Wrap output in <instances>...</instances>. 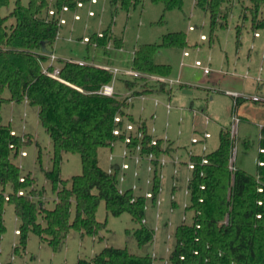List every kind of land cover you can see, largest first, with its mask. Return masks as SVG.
Here are the masks:
<instances>
[{
  "label": "trees",
  "instance_id": "trees-1",
  "mask_svg": "<svg viewBox=\"0 0 264 264\" xmlns=\"http://www.w3.org/2000/svg\"><path fill=\"white\" fill-rule=\"evenodd\" d=\"M84 1L29 0L24 6L22 0H15L14 8L4 16L2 11L9 7L11 0H0V237L7 229L4 219L6 207L12 206L20 229L19 247L15 254H19L20 248H27L31 235L38 236L48 243L53 252L59 253L73 231L93 238L106 229V224L96 218L97 210L104 202L108 215L118 217L129 213L140 224L133 236L142 253L132 254L127 249L107 246L91 259H78L77 264H153L150 253H144L154 238V232L142 224L146 217V200L141 195H135L130 188L120 194V165L110 164L107 169L102 168L100 151L108 149L110 157L115 145L122 146L124 134L115 136L114 131H124L126 122L134 124L142 133L141 139L134 135L128 148L135 152L141 146L143 156L153 153L157 160L163 154L173 157L179 150L175 146L176 141L170 140L164 150L163 140L151 134L147 120L138 122L128 114V97L123 98L118 91L114 97L97 93L112 82L110 72L94 65H79L59 59L62 81L43 73L48 55L54 53V44L64 26L60 25V19L84 8L88 3ZM144 1L109 0V3L116 11L129 13ZM150 1L162 4L165 11L182 9L184 5V0ZM235 1L195 0V8L209 16L211 36L218 29L227 27ZM249 1L251 4L246 9L250 12L253 26L255 30L264 31V18L260 16L264 0ZM79 3L83 7H78ZM50 12H54L53 15ZM95 16L94 13L92 17ZM247 17L244 16V20ZM10 20L14 22L8 24ZM102 35L94 34L89 43L96 42L99 47L106 48L109 40L107 31ZM236 36L240 43L239 27ZM43 43L47 53L43 52ZM186 47V33H169L160 43L137 48L132 69L147 75L172 77L171 66L157 63L155 57L162 49L182 50ZM144 81L124 79V91H132L130 97L134 98L149 94L169 95L167 85ZM183 89L186 87L180 90ZM26 102L29 107L38 109L39 123L52 144L51 169L45 172L51 191L57 196L51 208L42 202L46 191L36 187L37 179L30 174L22 177L15 162L20 150L30 146L29 141L26 142L20 134L12 136V126L3 123L2 109L5 104L21 105ZM117 117L121 118L120 123L115 122ZM154 138L158 141L157 146L151 145ZM245 145L248 146L247 143ZM37 148L38 161L41 162L42 152L39 146ZM233 148L230 131L223 130L218 149L205 156L208 164H201L202 156L194 159L196 168L191 174L189 207L186 210L192 222L176 227L175 243L167 264H264V127L261 129L255 175L237 166L234 172L229 169ZM68 153L80 155L83 165L82 174L74 176L70 182L61 176L63 156ZM154 166L153 191L156 195L159 184L157 161ZM110 168L112 173H109ZM21 178L24 182H20ZM19 192L24 195L18 196ZM150 204L154 205L155 199ZM174 206L179 208L177 203Z\"/></svg>",
  "mask_w": 264,
  "mask_h": 264
},
{
  "label": "rangeland",
  "instance_id": "rangeland-1",
  "mask_svg": "<svg viewBox=\"0 0 264 264\" xmlns=\"http://www.w3.org/2000/svg\"><path fill=\"white\" fill-rule=\"evenodd\" d=\"M86 1L88 3L85 4L84 9L81 8L77 11L82 17L80 22L73 23L71 14L62 16V18L68 19V25L61 28L59 38L54 44L53 49L57 57L73 59L90 65H98L100 64L99 61L103 62L104 60L106 66L131 69L135 50L140 46L160 43L163 37L169 33H186L188 47L182 50L179 48L162 49L155 57L157 63L171 66L173 75L167 79H180L181 84H175L173 88H167L169 95H142L148 97V99L144 100L138 97L129 104L127 109L128 114L135 121L147 120L151 130L157 128L158 137H163L165 131H167L171 140L176 141L175 146L179 148L176 154L185 155V150L183 151L182 147L187 149L190 146V125L191 120H193L190 110L197 109L211 117L212 123L208 127V131L212 134V138L208 141V147L209 151L213 152L219 147L220 133L223 130H228L231 133L232 130V116L235 112L234 100L225 92L234 91L247 97L258 95L264 99V84L255 80L260 76L261 66L264 67V64L261 65L262 60L259 56L264 52V46H262L264 31L255 30L253 26L250 12L246 9L251 4L249 0H236L234 2V10L229 16L227 27L218 29L214 36H211L210 32L209 16L195 8L192 0H184L182 9L172 11H165L162 4L145 0L142 4L131 9L129 13L122 10L116 11L110 6L109 0H97L98 5H93L92 0L91 3L90 0ZM28 2L29 0H22L24 6H27ZM14 4L15 0H11L9 7L3 9L2 14L4 16L8 15L14 8ZM89 11H93L96 16L91 17ZM244 16H248V19L244 20ZM260 16L264 18V4ZM13 22V20H10L8 24ZM189 26L195 27L196 31H189ZM238 27L241 30L240 41L242 43L239 49L236 36ZM106 31L109 38L106 48L99 47L96 42L83 43V38H90L94 34H104ZM255 32L260 33L262 38L254 40L253 35ZM201 35H206L209 40L202 42L200 40ZM121 43L123 45L119 48L118 46ZM252 44L257 47L256 51H251ZM185 52H189L191 57L184 59L182 53ZM249 57L253 58L251 71L246 68ZM236 58L240 59L241 67L234 71L236 69L234 67ZM64 59L60 60L64 61ZM197 60L203 62L204 65L212 61L211 69L213 72L210 76H205L202 70L194 66ZM182 62L185 64L184 67H182ZM56 66H59V63ZM222 68L226 71L229 68L230 72H236V76L224 75L221 73ZM247 72L250 76L245 79L244 76ZM179 75H182V78H179ZM262 77L264 78V72ZM209 79H218V82L213 85V83H209ZM123 83L124 79L118 78L115 87L117 91L124 93ZM182 87H186V90L190 89L193 94L184 95L183 90H180ZM131 93L132 91L128 92L127 95H131ZM6 96H8V93H6ZM125 96L122 95L123 98ZM155 100L162 104L156 107ZM168 102L174 107L171 115L166 114L164 107V104ZM13 110V107L9 104L3 106V123L11 125L13 131L23 136L25 141L30 143V146H25L20 150L15 162L21 170L22 177L30 174L37 179L36 187L39 189L44 188L46 191V194L42 197V202L44 206L51 208L54 206L53 203L56 201L57 196L56 193L51 191L50 183L45 178V172L51 169L52 144L50 137L40 125L34 108L18 105L15 111ZM237 112L241 122L238 126L236 138L233 140L237 149L235 166L255 175L260 152V125L264 123V102L254 103L250 98H247L238 105ZM25 114H27V117ZM153 114H156L154 120ZM240 115L247 117V119L242 121ZM180 117L187 120L190 127L188 131L184 127L185 121L182 124L179 123ZM167 122L170 123V127L166 130ZM23 127H26L24 131ZM179 130L183 131L181 136L178 135ZM246 143L248 146L245 145ZM37 146L40 147L42 152L41 162L38 161ZM116 151H118V148ZM22 152H27L28 157H22ZM108 157L109 150L102 149L100 151V165L104 169L110 166ZM144 166L142 165L143 169ZM82 172L83 165L80 155L64 154L61 173L63 180L70 182L74 176L81 175ZM170 173L172 175L171 166L165 171L167 178L163 196L167 201L161 209L166 218L170 216L168 212V198H170L172 184ZM187 174L186 169H182L179 178L178 197L186 189L185 177ZM147 178L148 174L143 170L140 180H137L134 176V169H132L126 172L127 180L120 186L121 188L139 186L142 191H136V193H145L149 189L146 185ZM7 190L9 192L8 188ZM180 201L181 207L172 216L173 225L170 227L165 226L166 223L164 224L163 218L162 220L156 219V208L151 207L146 214L147 224L144 225L151 230L156 227L159 228L150 247H147V252L151 256L153 253L157 255L154 264H164L167 261L169 256L167 250L174 247L175 229L182 223V217L186 215L187 224L192 222L191 215L186 212L184 214L182 209L184 201ZM185 201H188V198H185ZM96 218L99 222L106 224V229L96 237L82 236L73 231L65 248L61 252L55 253L48 243L43 242L36 235H31L27 248L25 250L20 248L19 254L16 255L14 246L19 247L20 235H16L15 231L20 230L19 222L13 207L7 206L4 215L7 229L2 240H0V263L4 264L10 261L11 264H77L79 258L91 259L107 246L127 249L132 254L142 253L141 247L133 236V232L140 227V224L135 222L129 213H124L118 217L108 215L105 203L101 202Z\"/></svg>",
  "mask_w": 264,
  "mask_h": 264
},
{
  "label": "built area",
  "instance_id": "built-area-1",
  "mask_svg": "<svg viewBox=\"0 0 264 264\" xmlns=\"http://www.w3.org/2000/svg\"><path fill=\"white\" fill-rule=\"evenodd\" d=\"M93 4L97 3V0H92ZM78 7H83L82 3L78 4ZM64 11H68V8H64ZM54 12H50L51 15H53ZM92 16H94L93 12L89 13ZM75 20H80V16H75ZM66 24V20L64 18L60 19V25H65ZM195 27L190 26L189 27V31H195ZM99 37H102V34L98 35ZM253 37L255 39H259L262 37V35L258 32H255ZM59 38V37H58ZM200 40L202 42L207 41L208 37L206 35H201L200 36ZM89 38H83V43L87 44L89 43ZM252 49L255 48V46L253 45L251 47ZM184 57H189L190 53L189 52H185ZM263 60H264V55H263ZM59 58L57 57V55L55 53L49 54L48 55V64L45 66L43 73L51 78L60 80V67L56 66V64H58ZM72 63H76L79 65H88L84 62H78V61H74V60H69ZM100 69H103L105 71L110 72L113 75V80L110 84L103 86L97 93L102 95V96H106V97H114L116 95H118V92L115 88L116 82L118 80V78H123V79H144L146 83H153V84H165L168 86V88H173L174 85H178L181 84V80L180 79H167V78H162V77H157V76H152V75H147V74H143L141 72L135 71L132 68L131 69H120L117 67H109V66H97L94 65ZM182 66H184V64L182 63ZM194 66L198 69H201L203 74L205 76H210L212 74V69L209 65H204L203 62H201L200 60L195 61ZM52 68V70L50 69ZM264 72V67L261 66L260 68V76L255 79L256 82L258 83H263L264 82V78L262 77V74ZM221 73H223L224 75H232V76H236V72H230V71H226L224 68H222ZM250 74L249 72H247L244 76L245 79L249 78ZM228 96L232 97L234 100V109L235 112L232 116V130H231V139L234 140V138H236L237 135V130H238V126L241 122L239 116H238V105H239V101L240 100H245L247 98H250V100L254 101V102H264V99L258 96H253V97H247L243 94H240L238 92H234V91H226L225 92ZM128 97V104L132 103L136 98L134 97H130V95H126L125 98ZM139 98H142L144 100L148 99V97L146 96H139ZM27 104V102H26ZM162 103L159 102L158 100H155V106L159 107ZM165 110H166V114L167 115H171L174 107L173 105L168 102L166 104H164ZM191 116H192V124H191V138H190V146L185 149V155H181V154H175L173 157H169L166 154H163L161 158H159L158 160L156 159L155 155L153 153H150L146 156L141 155V146H138L134 151H132L131 149L128 148V145L132 144L133 141V137L134 135H136L139 139L142 138V133L137 131V128L134 124L130 123V122H126L125 126H124V131H121L120 129H116L114 131V135L115 136H120L122 134H124L125 138H124V142L122 144V146L116 147L115 145V151L112 152L110 154L109 157V161L111 165L114 164H119L120 168H121V174H120V178H119V192L120 194H124V192L127 189H132L135 193V195H141L145 198L146 200V205H145V213L147 214V212L150 210L151 207L156 208L157 213H156V219L157 220H162L163 218V214L161 212L162 207L164 206L165 203V198H164V193H165V180H166V174L165 171L167 168H169V166L172 167V184H171V194H170V208L168 210V212L170 213V216L168 218V220L166 221V226H172V216L176 213L177 208L174 206L176 203L179 205V201H178V191H179V178L181 175V171L182 169H186V171L188 172V174L185 177V182H186V189L183 191L184 197L188 198V201L184 200L182 209L184 211V214L187 210V208L189 207V196H190V190H189V184L190 181L192 179V171L195 170L196 168V162L194 161V159L198 156H202V165H206L208 164L207 159L205 158L206 155H208L210 153L209 151V147H208V141L212 138V134L210 133V131H208V127L211 125L212 123V119L209 115H206L204 112L197 110V109H192L190 110ZM26 116V114H25ZM153 120L156 119V114H153ZM185 120L183 117H180L179 119V123H183ZM115 122L116 123H120L121 122V118L117 117L115 118ZM200 123V124H199ZM201 127H200V126ZM170 127V123L167 122L166 123V130ZM263 128V127H262ZM261 128V129H262ZM26 129V127H23V131ZM17 133L15 131L11 132L12 136H15ZM151 134L152 135H157V130L156 128H153L151 130ZM183 134V131L179 130L178 131V135L181 136ZM24 138V137H23ZM161 140H163L164 143V150H166L168 142L171 140L170 136L167 134V131H165V134L163 137H159ZM157 139L154 138L151 142L152 146H157ZM235 144V142H234ZM114 147V145H113ZM118 148V151H116V149ZM183 150V151H184ZM262 152V151H261ZM236 154H237V149L234 146L233 151H232V155H231V159H230V166L229 169L234 172L236 170V166H235V159H236ZM22 157H28V153L27 152H22L21 153ZM157 161L158 162V171H157V178L159 181L158 184V188H157V193L155 195V192L153 191V186H154V177H155V173H156V169L154 166V162ZM142 165L144 166V169L142 167ZM132 169H134V176L137 180H140L141 178V172L144 170L147 172L148 174V178L146 180V185L149 187V189L145 192V193H136V191H142L141 187L139 186H133V187H127V188H121L120 184L125 183L126 182V172L131 171ZM109 173H112V168L109 169ZM20 182H24V178L20 179ZM202 189H204V187H202ZM24 193L23 192H19L18 196H23ZM5 200L8 201L9 198L7 196V194L4 195ZM155 199V204L151 205L150 202H152V200ZM135 201V199H133V202ZM181 207V205H180ZM187 221V217L186 215H184L182 217V223H186ZM142 224H147V218L145 217L142 221ZM154 232V237H155V233L159 231V228L156 227L154 230H152ZM16 235H20V231L16 230L15 231ZM169 238H171L169 236ZM14 248L16 249L17 246L15 245ZM171 249L167 250V253H170ZM152 260H153V264L155 259H157V255L155 253L152 254ZM14 260V257H13ZM1 264V263H0ZM164 264H167V261L164 262Z\"/></svg>",
  "mask_w": 264,
  "mask_h": 264
},
{
  "label": "crops",
  "instance_id": "crops-1",
  "mask_svg": "<svg viewBox=\"0 0 264 264\" xmlns=\"http://www.w3.org/2000/svg\"><path fill=\"white\" fill-rule=\"evenodd\" d=\"M192 3L195 5V2H194V0H192ZM92 5V4H91ZM95 5H98V1H97V4H95ZM84 9V8H83ZM89 12H93V11H89ZM75 16H80V18H81V20H82V17H81V15H79L78 14V12H76V13H74V14H71V17H72V21H73V23H77V22H80V21H78V20H75ZM65 20H66V24L64 25V26H67L68 25V19L67 18H65ZM64 26H62V27H64ZM190 27V26H189ZM196 31V30H195ZM194 32V31H193ZM61 38V37H60ZM254 38V37H253ZM262 38V37H261ZM260 39V38H259ZM209 40V39H208ZM254 40H258V39H255L254 38ZM204 42H207V41H204ZM211 43V42H210ZM212 44V43H211ZM255 46V44H252L251 45V47L252 46ZM240 46H242V43H241V41H240V43H238L237 42V47H238V49H239V47ZM262 46H264V40H263V42H262ZM256 49H257V47L255 46V48L254 49H252L251 50V48H250V50L251 51H256ZM124 50V49H123ZM237 52H238V50H237ZM182 54H184V53H182ZM263 54H264V52L262 53V55H260L259 54V56L261 57V65H263L264 64V60H263ZM182 57L184 58V59H188V58H190L191 57V54H190V56L189 57H184V55H182ZM59 59H64V58H60V57H58ZM96 59V58H95ZM94 59V60H95ZM64 60H73V59H64ZM98 60V59H97ZM103 60V59H102ZM103 62H104V60H103ZM102 61H99L98 63H100V64H98L97 66H106V64H105V62L103 63ZM248 63H247V66H246V68H249V71H251V69H252V67H251V65H253V58L251 59L250 57L248 58V61H247ZM133 63V62H132ZM183 63V62H182ZM181 63V64H182ZM211 63H212V61H210L209 63H207L206 65H209L210 67H211ZM227 63H228V65H229V60H228V57H227ZM159 64H163V63H159ZM184 64V63H183ZM184 66H185V64H184ZM184 66H182V67H184ZM116 67V66H115ZM234 67L236 68V69H234V71H237V68H239V67H241V65H240V59L239 58H236V62L234 63ZM118 68V67H117ZM130 68H132V64H131V67ZM201 70V69H200ZM228 71H230V69L228 68L227 69ZM179 78H182V75H179L178 76ZM218 82V79H209V83H213V85H216V83ZM226 82V81H225ZM200 87V86H199ZM213 87V86H212ZM211 87V88H212ZM116 88V87H115ZM210 88V87H209ZM213 89H215V88H213ZM117 90V89H116ZM186 89H183V92L185 91ZM187 91H191L190 89H188ZM119 93H121V94H124V95H127L128 93L127 92H122V91H118ZM192 92V94H193V91H191ZM184 95H189V94H185V93H183ZM191 94V95H192ZM254 96H258V95H254ZM250 97H253V95L252 96H250ZM258 97H260V96H258ZM241 101H244V100H240V103H241ZM252 101V100H251ZM252 102H254V101H252ZM254 103H259V102H254ZM21 105H23L24 107H29L26 103H24V104H21ZM9 106H11V107H13V111H15V108L18 106L17 104H15V103H10L9 104ZM35 110H36V114H37V116H38V109H36V108H34ZM14 114V113H13ZM239 114V113H238ZM26 117H27V114H26ZM240 117H241V119H242V121H244V120H246L247 119V117H244L243 115H240ZM185 122L187 123H185V125H184V127H185V130H189L190 129V127H189V125H188V122H187V120H185ZM189 124H190V121H189ZM191 124H192V120H191ZM200 124V123H199ZM191 126V125H190ZM200 126V125H199ZM261 126V128L262 127H264V123L263 124H261L260 125ZM201 127V126H200ZM156 130H157V128H156ZM167 175V174H166ZM170 175H171V173H170ZM171 177H172V175H171ZM167 178V177H166ZM166 188V187H165ZM184 191V190H183ZM183 191H182V194H181V198L180 197H178V201H179V208H177V210H176V212L180 209V200H185V197H184V194H183ZM165 194V193H164ZM168 199H170V198H168ZM166 198H165V203H166ZM169 201V200H168ZM169 208H170V201H169ZM169 210V209H168ZM176 214V213H175ZM174 214V215H175ZM168 218H169V216H167V218L166 217H164V215H163V221H164V224L166 223V221L168 220ZM2 238L3 237H0V240H2ZM80 259V258H79ZM4 264H11V262L10 261H7V262H5Z\"/></svg>",
  "mask_w": 264,
  "mask_h": 264
},
{
  "label": "water",
  "instance_id": "water-1",
  "mask_svg": "<svg viewBox=\"0 0 264 264\" xmlns=\"http://www.w3.org/2000/svg\"><path fill=\"white\" fill-rule=\"evenodd\" d=\"M45 45H46L45 43L42 44L43 52H44V53H47V50H46V48H45ZM183 93H185V94H189V95L192 94L191 91H187V90H185ZM144 253H147V248L144 249Z\"/></svg>",
  "mask_w": 264,
  "mask_h": 264
}]
</instances>
